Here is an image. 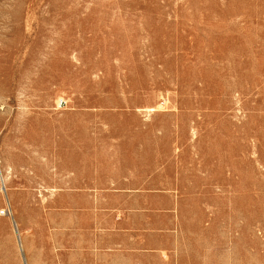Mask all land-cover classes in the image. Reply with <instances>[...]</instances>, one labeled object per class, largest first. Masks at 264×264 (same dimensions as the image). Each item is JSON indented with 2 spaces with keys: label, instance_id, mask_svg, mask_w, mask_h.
<instances>
[{
  "label": "rangeland",
  "instance_id": "374dc122",
  "mask_svg": "<svg viewBox=\"0 0 264 264\" xmlns=\"http://www.w3.org/2000/svg\"><path fill=\"white\" fill-rule=\"evenodd\" d=\"M0 264H264V0H0Z\"/></svg>",
  "mask_w": 264,
  "mask_h": 264
},
{
  "label": "bare ground",
  "instance_id": "6f19581e",
  "mask_svg": "<svg viewBox=\"0 0 264 264\" xmlns=\"http://www.w3.org/2000/svg\"><path fill=\"white\" fill-rule=\"evenodd\" d=\"M7 170V169H6ZM5 170V171H6ZM8 171V170H7ZM9 173H10V171H8ZM6 172H4V174H5ZM2 177V176H1ZM9 177V176H8ZM11 177V176H10ZM2 178H4V177H2ZM7 178V177H6ZM9 179V178H8ZM11 179V178H10ZM3 180V179H2ZM8 181V180H7ZM5 182H6V179H5ZM6 184V183H5ZM8 186V185H7ZM9 186H10V184H9ZM2 188V187H1ZM5 188V187H4ZM10 189V188H9ZM12 190V189H11ZM10 191V190H9ZM10 193V192H9ZM13 194H14V192H13ZM14 197V196H13ZM15 198V197H14ZM11 200V199H10ZM13 218V217H12ZM11 218V219H12ZM18 223V222H17Z\"/></svg>",
  "mask_w": 264,
  "mask_h": 264
},
{
  "label": "built area",
  "instance_id": "2783aa9c",
  "mask_svg": "<svg viewBox=\"0 0 264 264\" xmlns=\"http://www.w3.org/2000/svg\"><path fill=\"white\" fill-rule=\"evenodd\" d=\"M3 214H5V212H3Z\"/></svg>",
  "mask_w": 264,
  "mask_h": 264
}]
</instances>
